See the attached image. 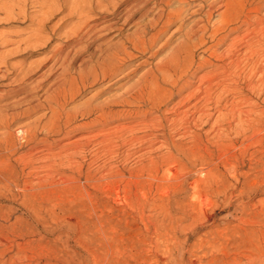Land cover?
<instances>
[{"label": "rangeland", "instance_id": "rangeland-1", "mask_svg": "<svg viewBox=\"0 0 264 264\" xmlns=\"http://www.w3.org/2000/svg\"><path fill=\"white\" fill-rule=\"evenodd\" d=\"M4 1L16 9L11 14L0 9V40L14 39L10 45L0 42V50L12 51L5 57L8 63L0 65V116H10V125L0 123V264H143L146 259L145 263H155L156 258L165 264V255L155 248L158 228L163 235L184 242L185 264H199L201 256L203 264H264V37L254 36L259 32L257 25L243 27L230 37L243 38L250 32L226 60L231 68L217 89L223 92L222 103L212 104L209 121L192 116L177 125L167 121L165 129H147L140 113L104 128L91 125L78 130L75 127L91 121L80 115L65 131L42 130L28 141L16 129L41 115L49 117L50 112L41 109L17 116L28 106L24 100L28 94L15 82L17 73L24 65L41 62L56 45L65 44L70 26L81 25L85 18L74 11L78 0ZM46 1L56 2L44 19L51 46L42 52V47L26 42L19 45L39 26ZM111 12L112 8L98 10L91 16L103 22L104 17H113ZM139 16L126 24L121 20L120 32L103 31L99 42L105 45L111 37L113 42L120 41L137 28ZM180 36H174L171 43ZM258 38H262L259 43ZM249 44H257V54ZM95 47L83 51L74 67L79 68ZM197 57L208 58L209 53L199 50ZM150 66L141 68L138 75ZM211 69L198 73L192 90ZM136 77H118L115 88L97 101L108 99ZM51 83L41 86L38 101L45 102ZM96 92H83L68 109H81ZM6 131L12 134L8 138L12 144L6 143ZM150 139L154 141L149 143ZM199 239L207 241L204 246L209 242L212 246L206 245L204 251L197 248L196 257L191 245Z\"/></svg>", "mask_w": 264, "mask_h": 264}, {"label": "bare ground", "instance_id": "bare-ground-1", "mask_svg": "<svg viewBox=\"0 0 264 264\" xmlns=\"http://www.w3.org/2000/svg\"><path fill=\"white\" fill-rule=\"evenodd\" d=\"M3 1L0 0L3 3L0 9L6 10L9 14L13 13L16 5L9 6L5 4L7 2L4 1V3ZM46 3H48L46 6L40 5L42 6V16L40 15L39 26L32 29L26 38L17 39L19 45L26 42V45L42 47V52H46L47 48L51 46V37L45 35L48 26L44 19L52 14L56 2L46 1ZM46 3L42 4L45 5ZM76 7L74 11L82 19H85L81 25L70 26L72 29L69 33L70 39H67L65 44L56 45L41 62L31 63L29 67L24 65L17 73L15 82L21 87V90L28 94L24 99L25 102H28V106L17 116L31 115L32 112L41 109L50 112L49 117L48 115H41L16 129L17 133L28 141L36 139L42 130L63 132L72 126L80 115L84 118H90L91 121L75 127L78 130L91 125H101L104 128L115 120L126 117V115L130 114L132 117L133 114L139 115L140 113H142L144 119L142 121L147 129L152 127L158 129L160 126V128L165 129L167 121L177 125L192 116H197L198 121L204 122L206 118L209 121L212 117V113L210 114L212 104L216 103L219 106L222 103L221 93L223 92L217 91V89H220L223 83L222 79L227 70L231 68V64H226V60L233 57L235 47L245 43V37L247 38L250 32L245 34L246 36L244 35L243 38L236 36L230 39V37L234 33H239L243 27L252 24L257 25L256 30L259 29L258 34L254 36L264 37V18L261 16L264 0H78ZM118 7H123V9L120 11ZM110 8H112V12L109 15L113 17L110 19H107L108 16L104 17L106 19L103 22H100L101 17H94V19L91 16L93 12L98 10L110 11ZM137 15H140L139 22L133 32L127 33L120 41L113 42L111 37L105 45L102 44L103 42H99L101 36H105L104 33V35L102 34L103 31L119 30L120 32L122 31V28L118 27L120 21L124 20L123 23L126 24L131 20L133 21ZM189 15L196 17L189 19ZM12 17L14 18L13 15ZM187 20L190 21L187 23ZM31 22L34 21L31 20ZM177 24L179 25L177 26ZM174 27L175 29L171 31ZM178 33H181V36L171 43V39ZM18 35L21 36L20 33ZM167 35L169 38L163 41ZM262 38H258L257 43ZM13 40H0V42L10 45ZM228 41L230 43L227 49L221 51ZM5 45L3 47H6ZM94 45L96 47L90 51L89 57L83 58L79 68H75L74 62L81 57V53ZM249 47L251 52L257 51V44H249ZM19 49L20 46L16 50ZM199 50L209 53V57L198 59L197 52ZM11 52L10 50H0V65L8 63L5 57ZM246 59H248L247 56ZM147 65L151 66L138 75L139 70ZM209 66L212 68L211 71L200 76L198 88L192 90L198 73ZM43 69L45 70L39 75L40 77L32 79L34 74ZM133 75L137 77L135 80H131L132 83L121 86L114 94L111 92L113 95L108 99L97 101L100 95L115 88V80L118 77H131ZM51 81L45 102L38 101L36 96L41 90V86ZM89 89H97V92L93 93V97L87 100L81 109H68L71 102H74ZM201 103L203 104L201 105ZM150 116L153 118L147 121ZM0 123L5 127L10 125V116L2 114ZM127 126H120V128L123 127L122 130L127 129ZM141 129L139 128V130ZM129 133L127 132V134ZM5 136L6 143L12 144L8 139H11L12 134L6 131ZM144 138L147 139V137ZM150 140L149 143L154 141ZM168 145L171 148L176 147V144ZM154 239L156 250L165 255V264H185L183 261L185 256L183 241L176 236L163 235L159 228L155 232ZM188 241L189 237L185 243ZM205 241L199 239L192 243L191 252L194 256L197 257L199 254L197 248L203 250L206 245L212 246L210 242L204 246ZM198 245H202V247H198ZM193 248H196V253ZM4 252L6 253V251ZM143 257L149 256L143 255ZM200 259L202 260L203 256ZM154 260L155 263H145L146 259L143 264H160L158 258ZM201 260H199V264H203Z\"/></svg>", "mask_w": 264, "mask_h": 264}]
</instances>
